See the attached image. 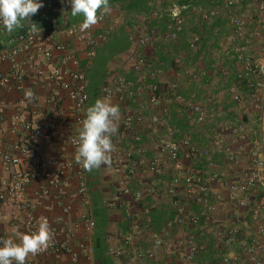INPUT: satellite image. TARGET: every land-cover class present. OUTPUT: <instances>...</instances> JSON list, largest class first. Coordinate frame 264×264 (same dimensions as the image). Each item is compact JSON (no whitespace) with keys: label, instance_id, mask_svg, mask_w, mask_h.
<instances>
[{"label":"built area","instance_id":"2783aa9c","mask_svg":"<svg viewBox=\"0 0 264 264\" xmlns=\"http://www.w3.org/2000/svg\"><path fill=\"white\" fill-rule=\"evenodd\" d=\"M161 5H166L164 14L154 16V21H164V30L159 32L156 28H151L144 35H129L128 42L134 53L126 58V64L130 71L142 78L148 73L152 78L163 74L165 63L156 61L155 67L151 68L147 57L135 54L141 47H153L159 40L166 42H176L183 32L186 14L198 15L202 22H209L221 14L228 20L231 26V34L228 41L234 45L232 49L235 60L236 75L235 81L231 84L228 92L234 103L240 107H245L244 100L240 95V88L248 77L264 79V62L253 61L243 48L238 47L236 41L243 40L244 30L252 24L250 19V8L256 13L254 21L256 29L253 36L257 41H261L264 34V0H251L249 7L244 8L238 0H210L216 4L208 11H202L196 7L180 4L179 0H155ZM44 4V10L53 16L58 10L62 15L60 21L56 22L57 31H63L68 36L77 39L84 44L86 57L90 61L96 51L104 44L111 31L106 30L98 35L92 34L89 29L85 32L79 30L80 24L68 25L67 13L71 10L70 0H39ZM104 15V18L97 25H105L115 12L113 8ZM175 13V16H173ZM30 26L22 31L10 33L0 23V37L7 36V45L0 50V64L9 65V73L5 74L0 70V90L5 87L10 79L17 84L24 80L25 68H31L37 63H45L51 66L50 71L44 75L50 87V95L44 100V104L57 108L58 121L67 124L68 137L65 144L73 151L71 159L63 158L61 151L55 149L54 154L49 157L41 156L31 143L20 141L11 146L7 152L0 151V162L3 168L10 172L8 181L0 186V210L8 201H16L20 209L28 212L23 220L16 222L13 229L30 233L36 230L40 218L33 217L29 211L31 205L24 200V192L28 183L40 177L45 186L40 191V196H48L51 191L58 196H64L65 189H73L67 194L71 202L79 204L86 209L80 216L79 223H72L71 229L65 233L64 241L54 242L46 251L50 257L57 258L68 256L72 261L77 262L85 257L94 264V244L93 236L96 222L93 217V200L89 191V176L75 161V153L78 142V132L85 118L86 107L89 102L87 92V80L83 71L77 66V60L69 54L64 43H58L53 39L52 32L41 31L40 35H33ZM249 43L248 41H245ZM200 38L194 36L189 44L188 50L196 52L198 50ZM56 55L61 56L60 65H52ZM73 65L77 69L69 70L67 65ZM175 70L173 80L169 83L165 93L167 94V104H175L184 108L191 118V122L201 126L213 124L217 115L207 106L195 102L193 99H186L177 93L179 85L183 82L197 83L202 78L200 73L185 71L178 58L174 60ZM43 75L42 72H40ZM225 75V72L223 73ZM251 95L252 103L258 101L254 92ZM263 88L264 82L256 85ZM162 91L159 85L135 84L126 75L111 73L105 79L100 94L103 99H120L132 92L143 94L144 98L137 101L136 108L124 114L122 124L112 137L116 151L112 153V170L120 175L117 190L109 200L101 202L102 207L108 211H115L123 205L125 198H130L136 204L137 213L128 218V232L118 239L122 248H109L108 253L115 259L114 264H139L142 259L153 260L156 251L164 245V238L172 229L188 226L203 233L206 226L212 224L214 216L225 205L230 204L234 211L246 212L247 216L256 224L255 232L249 237L238 227L219 228L215 234V243L219 248H230L237 245L239 248L251 255L253 251L260 255L258 259H252L253 264H264V203H255L257 189L264 190V132L261 122L260 141L257 148L252 152V169L246 171L237 181L229 182L225 187L218 184V175L214 172L212 156L218 153L226 155V166L236 164L237 157L231 150L226 148L222 139L218 136L207 140L203 147L193 146L189 138L179 135L176 128L165 126L164 116L168 114L166 103L162 102L159 94ZM70 103L69 109L62 107V101ZM249 105V103L247 104ZM148 120H145L147 112H153ZM5 118V106L0 99V120ZM262 121V119H261ZM10 123L15 128L21 126L27 134L39 135L47 144H52V132L54 126H44L36 118H28L17 113L10 118ZM148 123V124H147ZM242 131V129L240 128ZM150 135L154 142L153 156L145 157V151L141 146L144 136ZM243 139V136L241 137ZM123 139L133 143L131 150L122 146ZM182 154L190 161L204 159L206 167L210 170L205 173L191 167L185 168L181 156ZM29 166L30 170H22L23 166ZM170 172L167 170V166ZM147 173L150 179L146 183V191H133L128 186V181L138 178L141 174ZM217 188H216V187ZM163 194L172 199V208L178 212L175 219L166 223L167 230L162 235L152 234V242L146 251H142L137 245V236L140 228L151 226V209L153 206L144 207L141 205L144 196L150 198L155 203ZM179 196L181 198H179ZM195 206L199 209L197 214H189V207ZM63 214H69L72 210L70 203H63L61 207ZM46 218V217H45ZM48 219V218H47ZM54 233L56 227L48 219ZM245 225V223H243ZM82 230L83 235L75 245V234ZM3 238H7L5 235ZM184 252L179 254L181 264H190L198 255L205 251V246L194 242L192 237L186 238L183 242ZM2 246V243H0ZM26 264H42L39 261H26ZM218 264H237L236 259L228 255H222Z\"/></svg>","mask_w":264,"mask_h":264},{"label":"crops","instance_id":"0c3cea01","mask_svg":"<svg viewBox=\"0 0 264 264\" xmlns=\"http://www.w3.org/2000/svg\"><path fill=\"white\" fill-rule=\"evenodd\" d=\"M114 1V2H113ZM154 0H145L142 6V10H137L134 12H129L127 10L128 2L127 0H109L110 8L115 10L113 16L109 18L107 23L103 26L95 25L91 29V33L98 35L103 33L106 28L109 29L110 34L105 40L104 44L97 50L102 49L103 46H108L114 40V36L123 35L127 40L129 35H144L151 28H156L159 32L164 29V21L162 18L159 22L154 21V16L157 14H164L166 10V5H161ZM244 8L249 7L251 0H238ZM179 2H184L183 4L190 7H196L202 11H208L216 4L212 3L210 0H179ZM254 12L251 8L250 13ZM71 14V10L67 13L68 22H76L80 17H74ZM62 19V15L58 10L53 13V16L46 12L42 7L38 13L31 17V23L37 24L42 31L52 32L53 39L58 43H64L69 51V54L73 56L77 62V68L83 71L86 75L87 88L90 83L89 70L91 66V60L89 61L86 57L85 46L77 39L68 36L63 31H57L54 25V19ZM23 27L17 28L12 33L19 32L29 27L28 21L22 22ZM81 24V23H76ZM251 32V27L248 28ZM231 26L228 20L221 14L217 18L211 19L209 22H202L198 15L187 13L186 20L184 24L183 32L179 35L178 41L176 42H166L165 40H159L153 47H141L135 51V54L145 56L150 62L151 68L155 67L156 61L161 60L165 63L163 74L152 78L148 73H146L142 78H140L136 73L125 69L124 72L130 80L135 84H157L162 88L159 97L162 102L166 103L168 114L164 116L165 126H172L176 128L181 135V131L177 127L179 124L189 125L191 118L184 108L176 106L175 104H167V94L165 93L166 88L169 83L173 80V73L175 70L174 60L178 58L180 62L185 58V50H188V44L194 36L200 38V47L198 52H193L194 63L192 65L193 69L190 72L200 73L202 78L200 79V84L188 83L193 85L185 86L187 82H183L179 85L177 93L186 99H193L195 102L207 106L209 110L217 112L218 115L227 117L226 114V104L224 103V98L218 102L212 103L208 100L209 88L208 82L215 76L218 75V70L223 68H229L235 72V60L233 57L232 49L234 47L228 41L231 34ZM250 36V35H249ZM243 41V40H242ZM241 41H236L239 45ZM243 45V42H241ZM246 43V42H244ZM255 47L258 51H263L264 46V34L260 42H258ZM7 45V36L0 37V50L4 49ZM130 45V44H129ZM260 45V46H258ZM189 51V50H188ZM190 52V51H189ZM134 53V48L129 47L128 50L124 51L121 55L117 57L109 58V63L106 64L107 74L106 78L111 73H119L112 71V66L115 62L126 59L128 55ZM183 55V56H182ZM186 59V58H185ZM126 61V60H125ZM61 62V56L56 55L55 61L52 65L59 66ZM183 62L181 63V65ZM183 69L186 70V66L182 65ZM69 70L77 69L73 65L69 64L66 66ZM51 69L50 65L43 63H37L31 68H25L24 80L21 84H17L13 79L0 90V99L3 101L5 106V118L0 120V151L7 152L11 146L20 141H27L36 147L37 151L41 156L49 157L54 154L55 149H59L63 158L71 159L73 157V151L70 147L65 144L68 137V127L67 124L59 123L57 108L52 106H47L44 104V100L50 95V87L45 80L44 75H46ZM0 70L5 74L9 73V65L7 63L0 64ZM43 73V75L40 74ZM235 74V73H234ZM235 77V76H234ZM105 78V79H106ZM102 82L99 93L96 99L101 97L100 91L105 82ZM26 89H31L34 93V98L32 102H28L25 99L24 92ZM144 98L143 94L132 92L129 95H125L118 99L110 100L111 103L115 105H121V100L124 99V104L129 108L128 113H131L135 108L138 100ZM95 99V100H96ZM95 100L89 98L87 107L94 104ZM62 107L64 109H69L70 103L65 99L62 101ZM86 107V109H87ZM122 109V107H121ZM156 110L153 112H147L145 114V120L155 114ZM20 113L28 118H36L44 126H54L52 132V144H47L41 136L30 135L24 131L21 126H13L10 123V118L15 114ZM124 115V114H123ZM227 115V116H226ZM185 116L184 122L182 123V118ZM122 119V118H121ZM242 121L248 123L247 118L243 117ZM181 122V123H180ZM122 124L121 121L118 125ZM148 124V123H147ZM188 136V134L183 133V136ZM190 135V134H189ZM189 138V136H188ZM191 138L196 141L199 140L198 134H191ZM205 136L202 139L205 142ZM153 141L150 135H145L141 146L145 151V157L151 158L153 150H146L144 147V141ZM202 141V142H203ZM207 142V141H206ZM122 146L125 149L131 150L133 148V143L129 140L123 139ZM154 149V148H153ZM218 155V154H215ZM167 170L170 172V168ZM22 170H30L29 166H23ZM89 176V191L93 200L92 214L94 217V207L96 200L102 202L103 200L112 199L114 196L117 186L120 181V175L113 172L111 167L102 166L99 170H93L92 172H87ZM10 176V172L6 171L0 162V186L5 184ZM118 178V182L112 181L114 178ZM45 186L44 181L37 177L32 179L24 192V200L31 205L29 213L35 218L46 217L50 220L51 224L55 226V240L57 242L64 241L65 233L71 229L72 223H79L80 216L86 212V209L81 207L75 202L67 197V194L73 189L69 187L65 189L64 196H58L55 192L51 191L48 196H40L41 189ZM128 186L133 190H143L146 191V184L139 182L138 178H134L128 181ZM216 187V186H215ZM218 187V186H217ZM216 187V188H217ZM108 197V198H107ZM179 198H181L179 196ZM63 203H70L72 210L69 214H63L61 207ZM172 199L163 194V196L152 203L150 198L146 195L141 203L144 207H152L151 209V226L149 228H140L139 234L137 236V245L142 251H146L152 242V234L162 235L167 230L165 229L166 223L172 221L176 218L178 212L172 208ZM107 218V237L106 244L108 248L120 249L122 244L120 243L118 237L124 236L128 232V218L137 213L136 204L130 198H125L123 200V205L115 210L119 211L116 214L114 211H108ZM199 209L195 206L189 207V214H197ZM28 212L20 209L18 202L8 201L0 210V237H9L12 234V226L16 222L23 220ZM243 211H234L230 204H225L219 212L214 216L212 224L206 226L205 231L201 233L188 226L177 227L175 226L172 231H169L164 240V245L155 253L153 260L142 259L139 264H181L179 260V254L183 248V242L188 237H192L194 242L205 246V251L198 255L190 264H215L220 260L222 255H228L231 258L236 259L237 264H253L252 259H258L260 255L255 251L251 255L247 254L243 248H239L237 245H233L230 248H218L215 243V234L219 228L223 227H238L243 234L247 235L243 223H248ZM7 217V219H3ZM244 217L246 221H244ZM95 220V218H94ZM96 222V220H95ZM251 222V221H250ZM26 233V232H25ZM95 234V230H94ZM83 231L79 230L75 234V245L81 239ZM94 244V236H93ZM110 257H112L109 254ZM113 258V257H112ZM114 262L115 259L113 258ZM27 261H39L42 264H90L91 262L85 257H82L79 261L74 262L68 256H60L57 258L50 257L43 252L36 256H29ZM218 264V263H216Z\"/></svg>","mask_w":264,"mask_h":264},{"label":"rangeland","instance_id":"374dc122","mask_svg":"<svg viewBox=\"0 0 264 264\" xmlns=\"http://www.w3.org/2000/svg\"><path fill=\"white\" fill-rule=\"evenodd\" d=\"M153 2L156 1L154 0ZM249 10H251V8ZM256 17H257L256 13L254 12L250 13V19L252 21V24L247 26L246 29L244 30L243 41L239 40L243 42V45H240L242 44L241 42L239 45L237 44L235 45H237L240 48H243V52H245L249 57H251L253 61L264 62V46H263V51L259 52L258 48L255 47L257 44H259L258 43L259 41H257L253 36L254 30L256 29L254 23ZM250 27H251V32L248 31L249 30L248 28ZM245 41H248L249 43H244ZM184 52L186 58L185 59L183 57V61H182L183 64L186 66V70L185 69L184 70L190 72L193 69L192 67L193 63L195 62L194 55L193 52H189L188 50L187 51L185 50ZM125 60L126 59H122L121 61L115 62L112 66L113 69L112 71L119 72L122 75H126L124 70L125 69L127 70L128 67ZM124 67L126 68L124 69ZM224 72L225 75H223ZM235 75H236V67H235V72L233 68L231 70L226 67L223 68L222 70H218V75H215L207 83L210 93L208 96V100L214 103L224 98V103H227L226 104V109L228 110L226 111V114H228V116L226 115L227 117L222 116L223 114L218 115L217 112H215L217 115V119L213 124L201 126L194 122H189V125H186V128H184V126L177 127L179 131L183 129V132L188 134L191 144L197 148L203 147L208 139L218 136L222 139L224 146L235 154V156L237 157V162L232 166H226L225 164L226 155L224 153H218V155L212 156V162L214 164V172L218 175L217 182L218 184H222L224 187L229 182L239 180V178L246 171L252 169L253 167L252 152L254 148H257V146L259 145L261 122L262 124H264V122L261 121L264 115V87L263 88L256 87V85L264 82V79H258L255 77L246 78V80L243 82L239 90L240 95L244 100L245 107H240L232 101L230 94L228 92L231 84L235 81V77H234ZM184 84H186L185 86L193 85L188 83H184ZM199 84L200 82L197 83V85ZM250 86L254 87L255 90L254 92L258 97V101H256L255 103L250 102L251 101L250 98L253 93L252 87ZM248 103L249 105H247ZM119 108L122 118L124 116L123 114H127L129 111V108L124 104V99L121 100V105H119ZM243 117L247 118L248 123L242 121ZM121 118L119 121L122 120ZM240 128L242 129V131L240 130ZM194 133L198 134L199 136L198 141L191 138V134ZM202 136H205L206 138L205 142L201 140ZM242 136L243 139L241 138ZM144 142H145L144 143L145 149L147 151L148 150L152 151L154 148V142L150 140ZM181 159L185 168L191 167L197 170H202L205 173H209L210 171L206 167L204 160L199 159L196 161L194 160L190 161L185 157L184 154H182ZM149 179H150V175L147 173H143L138 177L139 182H141L144 185L148 182ZM112 181H115L116 183L118 182V178L115 177L114 179H112ZM162 196H160V198ZM159 199L157 201H159ZM263 203H264V199H263ZM114 212L116 214L119 213V211H114ZM243 214L246 215L247 213L243 212ZM246 219L244 217V221H246ZM250 221L251 219L249 220L248 223L244 225V228L248 233L247 235H245L246 238L249 237L251 234H253V232H255L256 224ZM232 227H236V226H232ZM182 252H184V250L180 251V253Z\"/></svg>","mask_w":264,"mask_h":264},{"label":"clouds","instance_id":"9594fccd","mask_svg":"<svg viewBox=\"0 0 264 264\" xmlns=\"http://www.w3.org/2000/svg\"><path fill=\"white\" fill-rule=\"evenodd\" d=\"M72 16H83L79 30L85 32L97 25L111 9L109 0H70ZM44 7L39 0H0V23L12 32L23 27L28 21L30 32L40 35L42 29L31 23V17ZM175 16V13H173ZM25 99L32 102L34 93L31 89L24 92ZM121 118L118 105L106 99H96L86 109L85 118L78 132L75 153L76 163L86 172L99 170L102 166H112V153L116 151L112 137L118 131ZM3 219H7L4 217ZM54 233L47 218L41 217L36 230L25 233L13 229L12 234L0 237V264H26L27 258L46 252L54 242Z\"/></svg>","mask_w":264,"mask_h":264},{"label":"trees","instance_id":"16d2710c","mask_svg":"<svg viewBox=\"0 0 264 264\" xmlns=\"http://www.w3.org/2000/svg\"><path fill=\"white\" fill-rule=\"evenodd\" d=\"M127 2H128L127 10L129 12H134L137 10L139 11L142 10V6L145 0H127ZM183 3L184 2H180V4ZM75 17H80V19L76 22H72V23L68 22V25L76 24L78 22L82 23L84 19L82 15ZM54 25L56 27L58 23L56 22V24ZM113 39L114 40L110 45L103 46L102 49L96 51L95 56L91 60L92 62L89 70L90 83L88 84L87 92L89 98H91L92 100L96 99L99 93L100 86L104 81V79L106 78L107 70L105 71V69H106V64L109 63V58L111 59V57H117L118 55H121L124 51L128 50L130 47L128 40L123 35H116L114 36ZM198 51L199 50H197V52ZM184 119L185 116L182 118L181 121L182 123L184 122ZM262 121L264 122V115ZM179 125L184 126V128H186L185 124H179ZM263 132H264V124H263ZM183 133L184 132L182 129L181 136H183ZM200 160H204V159H200ZM263 199H264V190L259 188L257 189V196L255 197L254 201L255 203H260ZM94 218L96 220V228L94 234V264H114L113 258L109 256L108 253L109 248L107 247L106 244L107 226H108L106 220L108 218V212L102 207L101 202L97 200L95 202V207H94ZM247 219L248 221L250 220L249 216H247ZM219 261L216 263H219Z\"/></svg>","mask_w":264,"mask_h":264}]
</instances>
